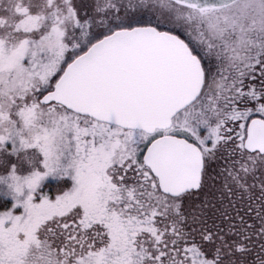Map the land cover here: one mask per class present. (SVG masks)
Listing matches in <instances>:
<instances>
[{
	"label": "snow or ice",
	"instance_id": "1",
	"mask_svg": "<svg viewBox=\"0 0 264 264\" xmlns=\"http://www.w3.org/2000/svg\"><path fill=\"white\" fill-rule=\"evenodd\" d=\"M0 264H264V0H0Z\"/></svg>",
	"mask_w": 264,
	"mask_h": 264
}]
</instances>
